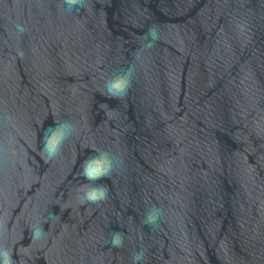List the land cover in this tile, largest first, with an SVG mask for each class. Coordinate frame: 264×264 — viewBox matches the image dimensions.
Instances as JSON below:
<instances>
[{"label": "water", "instance_id": "1", "mask_svg": "<svg viewBox=\"0 0 264 264\" xmlns=\"http://www.w3.org/2000/svg\"><path fill=\"white\" fill-rule=\"evenodd\" d=\"M55 121L75 130L48 161ZM0 146L14 264H264V0H0ZM97 151L108 198L82 203Z\"/></svg>", "mask_w": 264, "mask_h": 264}, {"label": "clouds", "instance_id": "2", "mask_svg": "<svg viewBox=\"0 0 264 264\" xmlns=\"http://www.w3.org/2000/svg\"><path fill=\"white\" fill-rule=\"evenodd\" d=\"M71 3H80V0H71ZM19 30L21 32L24 31L22 27H19ZM158 39V26L153 25L143 37L144 47H153L155 41ZM18 55L23 57V52H19ZM134 73L135 68L133 65H130L121 74L116 75L114 78L106 81V97L114 99L124 98L128 94V90L131 87ZM74 130V125L69 121H55V127L50 126L47 129H44L41 148L43 157L48 161L56 159L61 153L64 142L71 137ZM3 152L4 149L2 146H0V153ZM96 153H98V155L89 156L80 165L79 175L82 176L86 181L93 182L92 184L83 186L86 190L82 192V203L98 204L102 201H106L108 198V187L104 184L95 182L100 181L103 178L110 177L114 170L115 163L112 156L108 152L97 151ZM50 215L55 216L53 214ZM160 216L161 210L153 207L146 213L143 223L155 227L160 219ZM6 230L7 224L2 219H0V235H3ZM29 231L31 233V240H39L41 237L46 235L43 225L31 227ZM123 241V233H112L110 243L114 248L122 247ZM143 259V251L137 252L133 255V264H139V262ZM0 264H14L13 253L7 247H0Z\"/></svg>", "mask_w": 264, "mask_h": 264}]
</instances>
